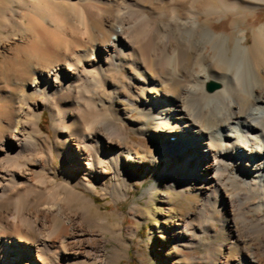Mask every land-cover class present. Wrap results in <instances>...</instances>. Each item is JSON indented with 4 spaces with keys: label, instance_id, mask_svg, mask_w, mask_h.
I'll return each mask as SVG.
<instances>
[{
    "label": "bare ground",
    "instance_id": "6f19581e",
    "mask_svg": "<svg viewBox=\"0 0 264 264\" xmlns=\"http://www.w3.org/2000/svg\"><path fill=\"white\" fill-rule=\"evenodd\" d=\"M178 1L0 0V264H106L93 196L127 195L137 167L264 244V0Z\"/></svg>",
    "mask_w": 264,
    "mask_h": 264
},
{
    "label": "rangeland",
    "instance_id": "374dc122",
    "mask_svg": "<svg viewBox=\"0 0 264 264\" xmlns=\"http://www.w3.org/2000/svg\"><path fill=\"white\" fill-rule=\"evenodd\" d=\"M188 1L179 0L177 5L184 10ZM213 19L218 30L230 28L223 17L217 15ZM261 22H264V5H261L257 19V23ZM250 38L249 30L248 40ZM133 115V120L140 118L137 112ZM40 125L44 133L54 138L47 109L43 110ZM131 140L145 156L154 151L147 134L131 131ZM55 164H61L57 157ZM137 169L139 174L129 185L128 194L117 201L110 194H103L100 186L95 196L87 192L101 207L99 214H95L107 218L108 230L103 231L109 237L104 254L106 264H238L239 260L245 259L250 264H264L263 242L244 227L232 206L216 209L213 217L201 218L196 213L203 201L201 191H195V196L184 197L174 188L172 181L169 185L157 183L158 174L149 167ZM144 174L146 177L140 180ZM133 207L137 209L134 214L131 213ZM196 214L199 218L195 217ZM190 220L193 225L187 241L180 240L175 231L183 230ZM93 226L88 225L95 228Z\"/></svg>",
    "mask_w": 264,
    "mask_h": 264
},
{
    "label": "water",
    "instance_id": "95a60500",
    "mask_svg": "<svg viewBox=\"0 0 264 264\" xmlns=\"http://www.w3.org/2000/svg\"><path fill=\"white\" fill-rule=\"evenodd\" d=\"M218 87H219V84H217L216 82H213V81L209 82L208 85H207V89L209 91H213V90H215Z\"/></svg>",
    "mask_w": 264,
    "mask_h": 264
}]
</instances>
